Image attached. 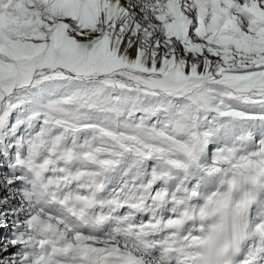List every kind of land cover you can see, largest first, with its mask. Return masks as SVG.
<instances>
[{
    "label": "snow or ice",
    "instance_id": "1",
    "mask_svg": "<svg viewBox=\"0 0 264 264\" xmlns=\"http://www.w3.org/2000/svg\"><path fill=\"white\" fill-rule=\"evenodd\" d=\"M0 264H264V0H0Z\"/></svg>",
    "mask_w": 264,
    "mask_h": 264
},
{
    "label": "rangeland",
    "instance_id": "2",
    "mask_svg": "<svg viewBox=\"0 0 264 264\" xmlns=\"http://www.w3.org/2000/svg\"><path fill=\"white\" fill-rule=\"evenodd\" d=\"M7 234V231L4 230L3 232H0V237H2L3 235H6Z\"/></svg>",
    "mask_w": 264,
    "mask_h": 264
}]
</instances>
